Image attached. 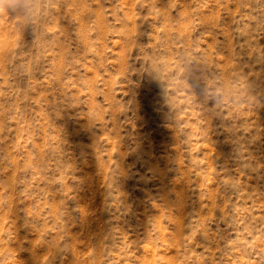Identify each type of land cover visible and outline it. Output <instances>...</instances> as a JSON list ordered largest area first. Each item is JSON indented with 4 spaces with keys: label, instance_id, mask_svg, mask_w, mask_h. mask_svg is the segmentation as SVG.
Wrapping results in <instances>:
<instances>
[{
    "label": "rangeland",
    "instance_id": "374dc122",
    "mask_svg": "<svg viewBox=\"0 0 264 264\" xmlns=\"http://www.w3.org/2000/svg\"><path fill=\"white\" fill-rule=\"evenodd\" d=\"M0 264H264V0H0Z\"/></svg>",
    "mask_w": 264,
    "mask_h": 264
}]
</instances>
